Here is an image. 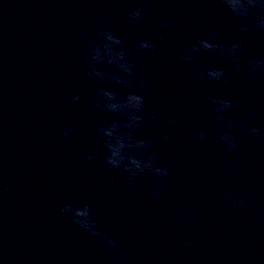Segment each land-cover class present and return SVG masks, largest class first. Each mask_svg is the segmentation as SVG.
I'll return each instance as SVG.
<instances>
[{
    "label": "water",
    "instance_id": "water-1",
    "mask_svg": "<svg viewBox=\"0 0 264 264\" xmlns=\"http://www.w3.org/2000/svg\"><path fill=\"white\" fill-rule=\"evenodd\" d=\"M138 7L144 19H129L127 11ZM242 24L250 33L239 31ZM104 25L132 50L136 80L146 86L86 75L84 58ZM212 32L219 45L241 40L242 62L264 60V33L220 0H0V264H264V138L217 124L211 104L213 97L232 100L227 115L264 132V73L237 71L218 52L186 64V44ZM140 40L157 50L137 51ZM198 68L223 69L227 80L200 81ZM99 88L145 97L144 122L133 136L153 142L140 155L154 154L171 176L157 181L146 173L129 185L127 173L106 164L97 125L116 117L92 103ZM65 128L75 130L71 139ZM201 130L209 133L203 141ZM221 130L241 137L232 152L215 139ZM213 189L245 204L232 207ZM65 203L91 205L97 227L120 250L61 214Z\"/></svg>",
    "mask_w": 264,
    "mask_h": 264
},
{
    "label": "clouds",
    "instance_id": "clouds-1",
    "mask_svg": "<svg viewBox=\"0 0 264 264\" xmlns=\"http://www.w3.org/2000/svg\"><path fill=\"white\" fill-rule=\"evenodd\" d=\"M143 2V0H141ZM192 2V0H188ZM228 12L235 18L243 21L245 24H250L252 29H257L264 33V0H220ZM193 13H198V9L193 8ZM128 17L134 21L144 19L145 12L142 8L129 9ZM163 24L167 28H172V21L165 20ZM239 31L250 33V29L243 24L239 26ZM217 36L214 32L209 33L207 39H200L195 43L186 44L182 50V59L186 64L193 65L196 63V56L201 52H218L223 55L237 71L247 69L249 74L257 72L264 73V60L258 59L255 56H249L246 63L241 60L244 44L237 39L227 46L214 43ZM136 50H149L155 52L157 45L155 42L140 40L137 42ZM132 50L124 46V41L116 33L109 30L106 25L102 26V30L97 33V42H93L88 47V55L85 56L87 63L86 75L90 79H101L115 81L125 87L138 84L140 87L146 86L145 80H136V66L133 63ZM97 64H107L110 67L118 69L123 73V76L115 75L110 72H102L96 67ZM197 79L200 81L210 82H226L227 76L223 69L206 68L197 69ZM251 95L255 96L253 90ZM79 95L73 97V101L79 100ZM92 103L101 111L112 113L116 119H113L110 124H98L97 133L104 140V147L107 155L105 157L106 164L115 170H123L127 173V181L129 185L136 182V178L143 174H151L157 181L167 179L171 176L172 171L166 167H162L155 155H149L146 158L140 154L147 152L153 142L146 139L134 138L133 131L139 128L144 122V110L146 100L143 95L136 92H129L126 96H121L109 88H99L96 90L95 96L92 98ZM211 104L215 112V122L223 125L226 128L239 127L250 137L264 138V132L255 126H249L244 121L232 120L227 113L234 110L235 104L232 100L216 98L211 99ZM250 119H255V113L249 114ZM168 124L174 123L172 120L166 121ZM62 135L71 139L75 135L73 129H62ZM198 138L203 141L208 138L209 133L199 131ZM164 141L169 137L162 136ZM215 139L221 143L227 152H232L237 148L238 141L241 139L238 135H234L230 131H218L215 134ZM92 159L91 155L86 157ZM234 171V169H233ZM110 182L109 186H111ZM217 199L227 201L232 207H241L245 201L231 192H222L213 189ZM159 196L160 193L156 192ZM179 198V194H177ZM184 210H181L183 212ZM60 212L63 215L70 216L72 222L78 225L81 229L88 233L89 236L99 238L107 248L119 251L120 243L111 238L107 232L101 231L97 227V221L94 219V210L89 204H84L80 207H73L72 204L65 203L60 207ZM120 224L119 217L114 218L113 225L118 227ZM185 247H190V242L184 241ZM131 246H124L123 251H131Z\"/></svg>",
    "mask_w": 264,
    "mask_h": 264
}]
</instances>
